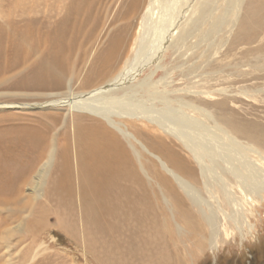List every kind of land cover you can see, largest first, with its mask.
I'll use <instances>...</instances> for the list:
<instances>
[{"label": "rangeland", "instance_id": "374dc122", "mask_svg": "<svg viewBox=\"0 0 264 264\" xmlns=\"http://www.w3.org/2000/svg\"><path fill=\"white\" fill-rule=\"evenodd\" d=\"M144 1L89 0L88 12L83 9L81 13H86V26L75 32L70 43L72 66L64 74V83L55 85L53 81L33 84L29 71L35 67V56L31 58L33 65L23 69V58L8 51L12 43L9 41L15 42L25 32H57L65 23L64 13L71 12L67 10V0H0V264H264V196L243 201L228 177L231 191L242 201L244 225L236 230L220 213L221 237L217 244L214 248L206 241L201 245L202 232L193 221L199 213L173 182L170 172L187 179L204 198L216 201L225 212L228 207L217 191H213L216 200L209 197L197 166L176 140L137 119L124 121V127L135 136L133 140L124 139L97 117L47 104L67 87L77 92L101 84L108 86V76L99 75V59L107 48L117 44V39L129 37L132 48L139 28L136 21L141 15L135 7ZM262 1L242 0L234 25H222L198 47L193 46L196 40L189 37L186 46L166 51L163 64L168 71L170 96L207 108L219 124L233 128L238 139L251 143L264 156ZM135 12L137 20L132 19L135 23L125 33L128 19ZM246 24H250L248 34L244 32ZM17 46L21 47V43ZM124 62L125 58L114 73ZM162 73L159 70L154 78ZM233 126L244 129L243 134ZM103 127L117 139L109 173L119 177L98 178L97 192L88 196L78 191L53 192L63 184L54 176L58 173L56 167L62 165L65 138L68 144L72 141L69 153L75 163V152L83 153L84 148L74 147L73 138L81 139L89 129L102 131ZM247 132L253 134V140H247ZM20 139L25 142L20 143ZM48 156L50 165L41 193L31 195L27 189L30 179ZM102 170L104 167L99 169L101 173ZM24 173L28 180L20 184L19 177ZM16 187L21 188L14 190ZM105 191L106 195L99 194ZM94 228L99 234H94ZM96 240L101 242L97 252L91 247L98 245Z\"/></svg>", "mask_w": 264, "mask_h": 264}, {"label": "bare ground", "instance_id": "6f19581e", "mask_svg": "<svg viewBox=\"0 0 264 264\" xmlns=\"http://www.w3.org/2000/svg\"><path fill=\"white\" fill-rule=\"evenodd\" d=\"M241 1L145 0L140 7L137 4L135 11H140L141 15L136 21L139 28L132 48L129 47V37L127 40L117 39V44L107 48L97 64L102 65H100V71H98L99 75L102 78L108 76V81H106V83H109L108 86L101 87L103 85L101 84L77 92L67 87L66 90L57 93L59 98L56 96V99L47 103L48 106L64 107L66 111L76 112L77 115L85 114L97 117L115 129L124 139L133 140L135 137L124 127V121L137 119L150 123L168 137L176 140L188 152L197 166L198 175L202 179V184L209 197L216 200L213 191H217L222 196L223 203L228 207L225 212L216 201L211 203L204 198L187 179L175 174V172H170L174 179L173 182L183 192L189 204L196 208L199 213L198 218H194L193 221L196 222V228L202 232L203 241L200 244L204 245V241H206L210 248H214L221 237H219L221 232L218 222L220 213L234 229L241 230L244 225V217L241 212L242 201L231 191L228 177L232 179L230 181L239 191L243 201L261 199L264 196V156L263 152L251 143L238 139L233 134V128L230 130V128L219 124L212 114L206 110L207 108L186 101L181 97L170 96L172 91L168 89V71L163 64V59L166 51L178 50L186 46L189 37L196 40L193 46L198 47L200 43L209 41L222 25L226 23L234 25ZM263 1L262 6H264ZM67 2V10L71 12H65L66 16L62 17L65 23L63 22L64 24L57 29L61 33L58 31L52 33V30H47L48 32L44 34H26L25 32L19 39H16L17 42L8 39L9 42H12L11 49L9 48L8 51L20 55L24 60L20 67L26 69L35 62V67L29 71L33 84L50 83L52 81L55 82V85L61 84L62 81L64 83V74L72 66L71 57H73V52L70 50V43L73 42L72 38L76 36L75 32L83 31L86 26L84 24L86 13L84 16L81 13L83 9L88 12L89 0H67ZM135 14L136 12L130 15L128 19H131L130 22L135 18ZM78 16L83 19H79ZM260 19L262 21L264 17ZM72 20L73 22L68 24V21L71 22ZM130 22L126 24L125 33L135 23L134 21ZM261 23L259 22V24ZM247 24L244 27L246 34H248L247 31H250L247 29L250 24ZM67 25L70 28H67ZM64 28H66V31L63 30ZM84 40L86 42V39ZM18 43H21L22 48L17 46ZM38 50L39 53H37ZM37 54L40 55L39 58ZM33 56H35V59L32 63L31 58ZM124 58L123 66L114 73V68ZM27 59L30 60L29 65L25 67L24 63ZM90 66L93 67L94 65L90 64ZM159 70L163 73L155 79L154 76ZM141 74H143L142 77L138 78ZM244 94L247 93L244 92ZM40 95L45 94L41 93ZM36 107L40 108L41 106L36 105ZM188 111L192 114L187 113ZM236 126H233L235 130L242 133L244 129L236 128ZM247 133L246 138H249L247 140H253V134L251 132ZM116 140L114 135L104 127L102 131L89 129L81 139L77 138L75 140L73 138L74 147L84 148V150L83 153L78 150L75 152L78 156L76 162L72 163L69 153L72 141L71 144H68V140L65 138L61 150L63 151L62 165L56 167L58 173L57 176H54L56 179L61 180L63 184L56 186L53 192L68 191L74 193L78 191L82 195L94 194V192H97L95 189L97 186L96 181L106 178H118L119 174L109 173L112 171L109 170L110 166L113 165L111 163L113 157L110 160V155L113 153L112 151H116ZM19 141L20 143L25 142L24 139ZM1 153L3 152L1 151ZM252 155H257L258 158L253 159ZM50 156L40 164L31 179L29 178L30 186H27V189L31 195H40L41 193L43 180L50 165ZM262 163L263 165H261ZM102 167H104V170L101 173L99 169H102ZM162 167L167 169L164 164H162ZM25 171L29 172L30 169ZM23 175L19 177L20 181L18 182L20 184L28 180V174L24 173ZM18 182H16L17 185ZM18 188L13 189L17 190ZM99 194L106 195L107 192ZM96 233L99 234L94 228V234ZM96 241L98 245L95 243L91 247L93 251L97 252V246H100L101 242Z\"/></svg>", "mask_w": 264, "mask_h": 264}]
</instances>
